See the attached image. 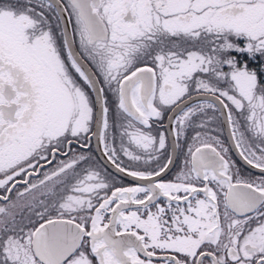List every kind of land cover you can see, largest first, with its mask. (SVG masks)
Listing matches in <instances>:
<instances>
[{
    "label": "snow or ice",
    "instance_id": "6c2138e0",
    "mask_svg": "<svg viewBox=\"0 0 264 264\" xmlns=\"http://www.w3.org/2000/svg\"><path fill=\"white\" fill-rule=\"evenodd\" d=\"M0 264H264V0H0Z\"/></svg>",
    "mask_w": 264,
    "mask_h": 264
},
{
    "label": "flooded vegetation",
    "instance_id": "af4514ba",
    "mask_svg": "<svg viewBox=\"0 0 264 264\" xmlns=\"http://www.w3.org/2000/svg\"><path fill=\"white\" fill-rule=\"evenodd\" d=\"M177 169H173V172L172 173H169L168 176L165 177V179H169L171 178V176L173 175V173L176 171Z\"/></svg>",
    "mask_w": 264,
    "mask_h": 264
}]
</instances>
